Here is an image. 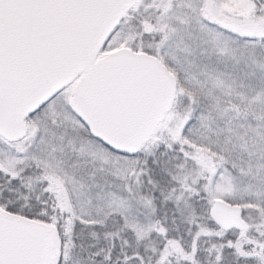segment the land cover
<instances>
[{"label":"snow or ice","instance_id":"obj_1","mask_svg":"<svg viewBox=\"0 0 264 264\" xmlns=\"http://www.w3.org/2000/svg\"><path fill=\"white\" fill-rule=\"evenodd\" d=\"M0 264H264V0H0Z\"/></svg>","mask_w":264,"mask_h":264}]
</instances>
